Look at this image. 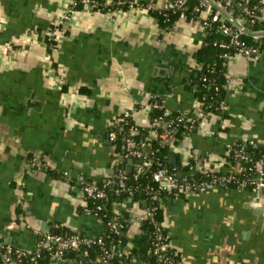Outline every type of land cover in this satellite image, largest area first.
<instances>
[{"label": "crops", "instance_id": "0c3cea01", "mask_svg": "<svg viewBox=\"0 0 264 264\" xmlns=\"http://www.w3.org/2000/svg\"><path fill=\"white\" fill-rule=\"evenodd\" d=\"M75 1L0 0V242L27 250L37 249L38 232L57 226L105 232L84 211L82 183L130 166L109 140L124 114L147 126L152 96L185 114L194 115L197 103L186 81L200 68L195 53L211 8L165 30L150 7L168 0H100L102 8H75ZM234 22L244 28V20ZM227 76L225 109L173 149L178 169L200 159L214 171L238 173L226 161L229 148L250 140L264 147V49L231 55ZM34 157L47 168L32 164ZM160 205L179 264H264V187L218 185ZM147 206L114 202L127 238H146L140 216Z\"/></svg>", "mask_w": 264, "mask_h": 264}, {"label": "trees", "instance_id": "16d2710c", "mask_svg": "<svg viewBox=\"0 0 264 264\" xmlns=\"http://www.w3.org/2000/svg\"><path fill=\"white\" fill-rule=\"evenodd\" d=\"M75 8H80L83 4L80 0H77ZM169 1V0H168ZM175 1V0H170ZM202 0H188L187 3L181 8H155L150 7L151 14L158 21L161 28L167 30L170 29L173 24L180 19L182 14L185 18L196 19L200 15V10H196V7L200 6ZM100 2V0H99ZM101 3V2H100ZM224 4V0H215L214 4H211V13L202 20L203 25L206 29V36L200 48L195 53V60L197 65L200 66L187 79L186 83L192 89L195 100L202 102L200 110H203L211 115L219 114L221 112L220 105L225 102V87L228 84L227 68L228 60L231 55L237 53V48L231 43V35L220 28L222 22L226 23L233 28H238V25L234 22L236 19H242L244 32L241 38L248 44L259 46L261 50L264 49V35H256L259 32L264 31V22L260 19V12L264 8L260 0H234L232 5L227 8V12H232L231 18L227 17L221 20L222 12H220L221 5ZM102 3L97 8H102ZM229 15V14H227ZM256 17L254 22L251 19ZM52 41V39H50ZM49 41V42H50ZM222 43L227 44L226 48L221 46ZM227 52L229 57H223L221 54ZM158 102L163 104L162 101L157 97ZM164 108H151V120L147 126H138L132 120L122 121L116 126L114 130L118 132V138L116 141L111 142L115 148V152L119 154L122 159H127L125 154L127 153V138H132L134 142V148L143 151L149 165L145 167L144 172L138 177L134 178V172L130 173L128 180V188L134 190L132 199L139 203L147 202L148 206L157 207L153 218H146L141 222V227L146 232V238L138 237L129 239L126 236L128 230V222L121 214H118L114 210V202L129 198L127 192L118 193L115 191L116 183L113 184L112 188L106 190L107 198L92 199L89 198L88 206L95 208L97 205H101V209L98 211L99 219L104 223L111 221L114 217L118 216L119 221L123 224V228L119 234H112L110 238H107V246L111 251L124 250L126 246L130 247L129 251H125L121 257L114 256L112 259L115 264H130L134 259H140L145 264H160L158 256L153 251L154 245V234L155 222L164 223V211L160 205L162 199L169 197L184 196L182 192L179 193H167L165 191H159L155 193L156 198H152L151 194L148 193V187L156 186L153 181V173L157 168L158 161L165 164L173 171H177L178 174L185 175L191 172L190 167L194 162L186 166H182L180 169L177 168L176 164L170 163V156L174 154V145L179 144L184 135L191 132L195 127H198L200 121L203 118L193 117L192 114H185L182 112H174L170 110V115L164 117L162 124L155 126L154 129L157 131V135H150L149 130L151 129V122L155 117H159L163 114ZM185 114V119L178 121V118ZM175 120V123L169 128L168 122ZM193 125V128H191ZM131 127H137V132L131 133ZM172 129L171 134L167 138H162V134L166 133L167 130ZM169 140L170 142H167ZM142 141H146L148 145L145 148L140 146ZM244 141H239L237 144H242ZM247 149L251 156L259 157L264 154V147L258 146L252 148L248 143ZM227 163L236 165V161L230 151L226 157ZM252 163H244L242 165V171L236 173L241 179L248 176V170ZM207 172H198L189 176L191 181H204L210 180L211 177L207 176ZM224 174L219 172L218 174ZM104 180L98 181L102 184ZM230 186L238 187L236 184ZM53 233H73L74 230L69 228L57 226L49 229ZM108 232V228L105 233ZM122 242L119 243L118 240ZM99 246H82L74 245L70 249L65 251L66 259H72L75 264H87L95 259H98V255L101 253ZM172 255L175 264L180 263L179 255L175 253L173 247L168 251ZM28 260V257L24 259ZM38 264H58L50 258V253L47 250H42L40 253Z\"/></svg>", "mask_w": 264, "mask_h": 264}, {"label": "built area", "instance_id": "2783aa9c", "mask_svg": "<svg viewBox=\"0 0 264 264\" xmlns=\"http://www.w3.org/2000/svg\"><path fill=\"white\" fill-rule=\"evenodd\" d=\"M187 1L188 0H175L172 2L169 0L164 7H172L175 9L181 8L187 3ZM233 1L234 0H224V4L219 8L220 12L231 14L232 12H227V8L232 5ZM77 2L78 1H75V5L77 4ZM80 2L85 8H97L101 4L99 0H80ZM214 2L215 0H202L200 6L196 7V10H200L201 7H210V5L214 4ZM260 2L262 5H264V0H260ZM119 3H123V1H119ZM181 16L184 17V14H182ZM255 20L256 17H253L251 19V22H254ZM220 28L231 35V43L236 46L238 53H241L245 56H254L261 53L262 50L259 46L248 45L241 38L242 33L244 32V28H233L232 26H229L224 22L221 23ZM56 32L57 28L52 31L53 34H55ZM221 46L223 48H226L228 45L222 43ZM221 55L223 57H229V54L227 52H224ZM156 99V96H152L150 107L164 108V112L161 116L155 117L152 120L151 129L149 130L150 135H157V131L154 129V127L162 124L164 120L163 118L170 115V110L166 108L164 104H160ZM201 106L202 102L196 103L193 117H201L203 119L209 118L210 114L203 110H200ZM225 107V102H222L220 105V110L223 111ZM128 117L129 113L124 114L118 120V123L125 120H130ZM185 117V114L181 115L178 118V121L184 120ZM174 123L175 120H171L170 122H168L167 126L171 128ZM191 128H193V125H191ZM137 130V127H131V133H135L137 132ZM171 132L172 129L167 130L166 133H163L161 135L162 138H167L171 134ZM117 138L118 132L114 129L111 130L109 132L110 142L116 141ZM126 143L127 153L125 154V157L127 159L129 158L135 160V167H133V170L131 172H134V178H138L144 172L145 167L149 165L150 162L147 161L146 157L143 154V151L135 149L133 147L134 142L132 138H127ZM246 143H248L252 148H257L259 146L256 141L250 140L244 141V143L242 144H234L229 148L236 161L235 166L239 168V171H242L241 167L242 165H244V163H252L248 170V176H246L245 178L241 179L236 173L218 174L219 172L205 167L200 159L195 160L191 165V172L189 174L181 176L177 171L171 170L165 164L158 161L157 168L153 173V181L155 182L156 186L148 187V193L151 194L152 198H156L155 193L159 191H165L170 194L182 192L185 195H189L190 193L206 192L208 189L214 186H230L232 184H236L238 187L250 188L255 191H260L264 187V154L256 158L251 156L250 152L247 149ZM147 145L148 143L146 141H142L140 143V146L142 148H145ZM32 164H34L38 169L47 168L46 164L38 157H34L32 159ZM131 172H128L124 168L111 177L106 178L102 184H99V182L82 183V193L85 200L84 211L87 214H91L99 219L98 211L101 209V205H97L95 208H91L88 206V200L89 198H107L106 190L108 188H112L114 183H116L117 185L115 188L116 192H127L129 198H132L134 195V190L128 188V180ZM198 172H207V176L211 177V179L199 182L191 181L189 179V176ZM64 174L68 175V172H64ZM156 209L157 207L155 206H147L144 213L140 216L141 222L146 218H153ZM104 224L106 225V229L108 228V232H104L101 235H86L77 231L66 234L53 233L49 230L38 232L39 240L36 250H27L18 246L3 244L2 242H0V264H38L40 253L42 250L49 251L52 261L58 264H75L74 260L66 259L65 251L77 244L82 246L96 245L101 248L102 251L98 255V259H95L87 264H115L112 260L114 256L117 255L118 257H121L125 251H128V246H126L124 250L121 249L114 252L108 248L106 239L110 238L112 234H119L121 232V229L123 228V224L119 221L118 216L114 217L113 220L108 221ZM153 234L155 238L153 251L158 256L159 263L175 264L172 255L168 253L169 249L172 247L171 237L169 232L165 228L164 223L155 222V229L153 231ZM118 242L121 243L122 240L119 239ZM26 257H28L27 261L24 260Z\"/></svg>", "mask_w": 264, "mask_h": 264}, {"label": "water", "instance_id": "95a60500", "mask_svg": "<svg viewBox=\"0 0 264 264\" xmlns=\"http://www.w3.org/2000/svg\"><path fill=\"white\" fill-rule=\"evenodd\" d=\"M256 35H264V32L258 33V34H256ZM167 142H170V141L167 140ZM128 162H129L130 166L127 167V171H128V172H131V171L133 170V168L131 167V164H133V163L135 162V160H134V159H129ZM170 163H172V164H176V156H175L174 154H172V155L170 156Z\"/></svg>", "mask_w": 264, "mask_h": 264}, {"label": "rangeland", "instance_id": "374dc122", "mask_svg": "<svg viewBox=\"0 0 264 264\" xmlns=\"http://www.w3.org/2000/svg\"><path fill=\"white\" fill-rule=\"evenodd\" d=\"M180 145V143L179 144H177V145H174V148H176V147H178ZM115 149V148H114Z\"/></svg>", "mask_w": 264, "mask_h": 264}]
</instances>
